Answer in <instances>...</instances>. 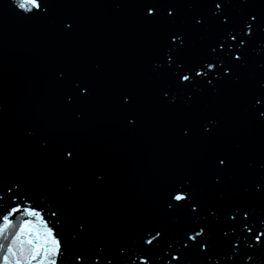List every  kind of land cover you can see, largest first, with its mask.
<instances>
[{
    "label": "water",
    "instance_id": "water-1",
    "mask_svg": "<svg viewBox=\"0 0 264 264\" xmlns=\"http://www.w3.org/2000/svg\"><path fill=\"white\" fill-rule=\"evenodd\" d=\"M201 2L179 5L173 23H149L136 0H55L47 16L32 18L0 0V216L22 206L9 218V235L28 219L23 207L35 208L64 245L63 264H70L68 248L103 246L116 256L121 244L128 249L122 264H138L140 237L146 229L161 228L166 235L148 253L151 264H176L168 257L179 254L180 244H173L175 253L166 244L204 224L212 229L214 252H227L232 240L239 243L235 264H252L245 253L255 245L246 240L241 220L232 233L226 214L237 205L248 207L250 226L264 227V195L253 187L256 164L264 161V122L246 112L249 97L264 82V32H255L242 61L233 65L239 83L213 74L212 85L209 77H196L181 87L176 77L202 61H218V68L231 63L227 52L218 48L212 54L210 47L229 43L230 31L242 35L249 13L264 25V0H231L227 25L211 19V6ZM193 17L206 23L197 28ZM64 22H72V29ZM171 32L184 34L179 51L169 46ZM230 43L235 54L239 46ZM169 54L182 63L169 68ZM74 83L87 84L91 93L69 105L64 97ZM125 94L132 97L127 106L120 99ZM131 116L137 120L132 126L125 119ZM209 119L216 133L205 137L201 125ZM185 125L192 129L188 139L179 131ZM65 147L78 152L71 164L61 156ZM219 151H231L236 159L215 184L209 158ZM181 182L190 185L188 203H197L195 214L187 204L166 207L169 192ZM81 222L87 232L73 240ZM221 229L229 232L227 238ZM202 259L193 249L182 264ZM255 264H264V254L256 255Z\"/></svg>",
    "mask_w": 264,
    "mask_h": 264
},
{
    "label": "snow or ice",
    "instance_id": "snow-or-ice-1",
    "mask_svg": "<svg viewBox=\"0 0 264 264\" xmlns=\"http://www.w3.org/2000/svg\"><path fill=\"white\" fill-rule=\"evenodd\" d=\"M7 2L14 10H18V15L26 14V18H32L47 16L55 0H7ZM230 2L231 0H220V2H216V0H202L201 3L211 6L208 9L211 19L219 21L221 25H227L231 22V18L225 11V8ZM136 3L142 8V15L146 22L173 23L177 19L179 5L197 3V0H136ZM174 11H176L175 16L173 15ZM192 19L194 20L193 25L197 28L202 27L206 23L202 17H193ZM259 20L260 16L258 14L249 13L239 29L242 35H236V30L230 31L227 33L229 43L218 41L217 46L210 47L212 54H217L218 48L220 53L227 52L231 63H223L218 68V61H202L195 68L181 70L176 77L178 85L181 87L190 86L196 77H209L207 83L212 85L213 80L210 77L213 74L218 79H226L227 77L228 80H231L235 77V82L239 83L240 77L235 73L233 65L239 64L242 61L243 49L247 41L255 35V32L257 30L264 32V25L258 23ZM64 27L66 30H70L73 24L72 22H64ZM168 39L169 46L175 47L178 51L185 46V38L182 32H171ZM177 40H179L178 44L176 43ZM231 41H235V44L239 46V50L235 54L230 50L232 47ZM167 62L169 68L174 64L179 66L182 63L178 62L172 54L167 56ZM63 76L64 74L60 73V77L63 78ZM72 87L73 90L68 91L64 97L65 102L69 105L76 100L77 96L82 99L91 93V88L87 84L74 83ZM168 95L167 91L163 92L164 97ZM120 99L121 104L124 106L132 102V97L127 94ZM188 99L190 100L191 97H188ZM261 101H264V82H260L259 88L251 94L249 97V107H246V112L252 119L264 122V104ZM125 119L130 126L135 125L137 122L135 116L125 117ZM201 129L205 137H212L216 133L215 122L209 119L205 124L201 125ZM179 131L181 137L184 139L190 138L192 133V129L187 125L181 127ZM61 156L65 163L71 164L77 159L78 152L74 147H65L62 149ZM235 159L236 156L231 151H219L211 154L209 158V170L213 172L212 178L215 184H220L223 181L221 173L230 170ZM248 167L252 168L253 165L250 163ZM256 167L259 169V177L254 180L253 187L256 193L264 195V161L256 164ZM14 186L20 187L18 182H14ZM7 191L13 192L12 184L7 186ZM191 196L190 185H184L181 182L180 188H173L169 192L166 207L174 210L182 208L187 204L191 213L195 214L198 205L195 201L188 203ZM21 207V205L10 207L6 214L0 216V220H2V223H0V264H63L62 257L65 247L54 234V229L44 222L41 212L35 208L23 207L22 213L28 219L21 221L14 234H8V230L12 226V221L9 218L15 213L21 212ZM211 214L213 216L216 215L214 211ZM53 215H56V213L53 212ZM226 218L231 223L233 234L236 232L234 222L238 219L241 220L242 228L249 234L246 236V240L252 241L255 245V249L253 250V245L250 244L249 251L245 255L248 261L255 264L256 255L264 254V227L255 228L254 226H250L252 212L248 207H241L240 205H237L230 214H226ZM261 223H264V219H262ZM86 232L87 225L81 222L76 235H73L72 239L76 240ZM162 233H164L163 236ZM220 234L224 238L229 236V232L223 229L220 230ZM165 235L166 233L161 228L145 230L144 235L140 237L141 252L138 264H151L152 257L148 253L164 240ZM158 238L160 239L158 240ZM174 243L180 244L179 254L170 255L168 259L170 262H176V264H182L184 253L193 249L197 256L203 258L201 264H213V256L218 257L215 264H235L234 256L239 248L238 242L233 243L232 240H229L227 252H214L212 229L204 224H198L188 229L184 233L182 241L168 242L166 247L173 253L177 252V249L173 247ZM144 246L147 247L145 248ZM127 251L126 246L121 244L116 249L117 255L112 256L108 254L105 247L101 246L97 248L96 245H92L91 249L83 248L77 251L68 248L67 254L70 264H122ZM225 256L227 259H224ZM131 264H137V262H131Z\"/></svg>",
    "mask_w": 264,
    "mask_h": 264
}]
</instances>
